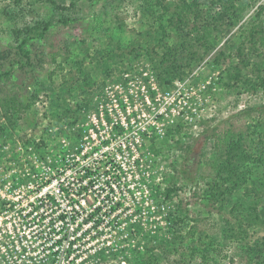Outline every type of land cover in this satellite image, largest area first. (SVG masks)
I'll return each instance as SVG.
<instances>
[{
	"label": "rangeland",
	"instance_id": "obj_1",
	"mask_svg": "<svg viewBox=\"0 0 264 264\" xmlns=\"http://www.w3.org/2000/svg\"><path fill=\"white\" fill-rule=\"evenodd\" d=\"M201 1H206L200 0L201 9H206L207 4L203 6ZM71 3L70 0L65 2L69 8L61 14L47 0H0V73L13 71L8 79L0 80V125L5 129L4 133H0V161H16L18 169L23 173L25 170L18 143L26 145L25 147L33 146L40 152L44 147L38 145L41 144V139L56 143L62 129L67 127V130L69 127V120L63 116L65 108L75 109L82 103L85 96L81 91L82 87L85 88L83 91L92 96L90 104L93 111L99 103L106 102L107 89L122 83L128 86L131 78L134 79L135 85L137 79H153L164 91L174 89L176 83H185L186 86L193 87L192 107L180 118L171 116L169 121L174 122L167 124L169 126L164 134H160L159 129H153L143 147L145 152L151 153L146 164L151 175L148 183H154V187L164 191L169 183L176 179L182 190L173 195L171 202L178 204L182 201L183 207H189L193 219H200L194 240L204 238L208 234L216 239L214 244L217 248L222 247L219 250L220 255L212 254L213 257L205 261L196 258L190 264H252L245 254L242 255L237 244H230L221 236V217L218 211L204 204L203 197L208 183L215 178V156L221 152V148L227 147L223 143L222 147L218 148V139L228 131L235 136L245 133L251 125L262 121L264 117L263 91L249 93L241 86L237 91L229 90L220 83L225 69L238 62L236 52L227 50L233 58L222 59L220 63L214 64L216 54L225 42L237 33L241 24L256 8L246 11L245 20L231 29L221 45L206 55L187 77L177 79L170 85H162L152 63L147 59L146 48L144 51L139 45L145 43L150 27L154 26L143 0H80L70 6ZM262 3L264 0L260 2ZM95 14L103 20L104 28L92 36L89 20ZM62 15L70 19L68 25L59 23ZM42 22H49L52 26L43 39L37 40L35 33L38 24ZM27 29L29 32L25 34ZM26 35L31 37L28 44L32 55L31 65H15L13 69L12 64L20 62L21 53L18 46ZM171 35L173 41L179 40L175 33L171 32ZM191 36L193 38L189 39H194L196 32L191 31ZM88 48L91 55L89 58L85 54L86 51H83ZM112 49L117 61L111 64V75L108 76L104 65L95 68L90 58ZM136 50L140 53L137 59ZM83 60L85 69L83 68L84 73L81 74L77 64ZM60 64L62 68L59 67ZM146 73L148 77L144 76ZM126 75L130 78L127 79ZM85 76L90 83L89 87L81 84ZM24 96L31 99L33 109L21 115L10 111L13 117L20 118L13 122L12 116L6 112L12 108V100L21 102ZM33 121L35 125L31 126L30 122ZM179 126L183 128L181 135L168 138L169 131ZM157 150L159 151L156 152ZM187 152L190 153L192 161L189 166L190 174L199 171L194 184L186 182L181 175ZM153 197L156 198L154 191ZM156 201L158 200L155 199ZM161 201L160 206L156 204L157 210L162 209L159 215L149 212L145 205L142 208L138 201L123 203L121 213H118L116 218L112 216L106 228H101L98 234L94 233L92 236L85 232L79 238L80 252L74 253L71 250L69 254L74 259L72 264H131L137 250L145 252L146 242L143 237L146 233L168 240L166 245L154 241V245L160 244V250L165 248L161 264H183L181 260H188L198 244H194L193 237L188 238L187 242H179L173 237L171 224L167 220V211L172 203L168 202L169 204H163L161 207ZM129 205L132 208L127 212L124 208L130 207ZM227 215L230 214L226 213ZM136 227L143 228L142 236H131ZM184 229L183 235H186L188 226ZM255 236H264V229L258 230ZM138 242H141L140 246ZM81 259L83 260L78 262Z\"/></svg>",
	"mask_w": 264,
	"mask_h": 264
},
{
	"label": "trees",
	"instance_id": "obj_2",
	"mask_svg": "<svg viewBox=\"0 0 264 264\" xmlns=\"http://www.w3.org/2000/svg\"><path fill=\"white\" fill-rule=\"evenodd\" d=\"M47 1L61 14L69 8L65 4L68 0ZM70 1L72 2L70 6H74V3L80 0ZM205 1L201 2H203V6L207 4V7L201 9L200 0H143L146 11L154 21L151 24L154 26L150 27L145 43H139V45L144 51L146 48L147 59L152 63L160 83L170 85L177 79L187 77L204 60L206 55L221 45L231 29L236 28L245 20V12L255 7L254 13L241 24L237 33H234L235 35L233 34L216 54L214 64L220 63L222 59L233 58L231 54L227 53V50H230L231 53L236 52L235 57H238V62L225 69L224 74L221 75L220 83L229 90L237 91L241 86L249 93H257L260 92L259 90L264 92V3L260 4L262 0ZM59 23L68 25L70 19L62 15ZM89 24L92 36L100 33L104 28L103 20L97 14L91 16ZM51 26L49 22L39 23L35 33L36 39H43ZM191 31L196 32L194 39H189L193 38ZM28 32L27 29L25 34ZM171 32L175 33L179 40L173 41ZM28 36L26 35L19 43L18 49L21 58L20 62L12 64L13 69L15 65H31L32 55L28 48L31 37ZM194 40L198 45L193 43ZM152 44L155 46L151 47ZM83 51H86L85 54L88 58L91 56L89 48L83 49ZM136 52L135 59L140 57L139 51L136 50ZM99 55L90 58L92 64L95 65V68L104 65L107 75H111L109 68L112 63L117 61L115 52L112 49L110 52L107 51ZM55 58L53 55V60ZM121 59L123 58L121 57ZM83 61L77 64L81 74L85 69L83 67L85 60ZM59 67L63 66L60 64ZM12 72V70H8L5 73H0V80L8 79ZM83 78L82 86L89 87L87 76ZM82 89L85 88L82 87ZM82 89L81 91L85 93L82 103L78 104L75 109L66 107L64 110L63 116L69 120L67 126L71 128L81 124L92 108L90 104L92 96ZM11 103L12 108L6 114L9 113L12 116L13 122L20 118L13 117L12 111L21 115L23 112L32 111L34 106L27 96H24L21 102L12 100ZM262 108L264 110V107ZM261 120L251 125L245 133L242 132L235 136L231 131H228L218 139V148H221L223 143L227 147L221 148V152L215 156V178L208 183L203 197L204 204L218 211L221 217V236L230 244H237L242 255L245 254L252 264H264V236H255L258 230L264 229V117ZM30 125L34 126L35 122H30ZM182 129L179 126L170 130L168 138L181 135ZM4 132L5 129L0 125V133ZM47 143L44 138L38 145L46 146ZM184 159L182 178L189 184H194L199 176V171L193 175L190 174L189 166L192 161L189 152ZM181 190L176 179H173L164 191L159 187H153L155 199L158 200L156 204L159 205L161 200V207L163 204H169L173 201V195H177ZM161 212L162 209H159L156 214L159 215ZM167 212L169 213L167 220L171 224L173 237L179 242H187L188 238L193 237L194 244H198L192 250L188 260L185 258L181 260L183 264H190L196 258L208 260L213 257L212 254L220 255L221 251L219 250L222 247L215 246L216 239L212 235L206 234L204 238L199 237L198 240H194L199 230L200 219H193L189 207H183L182 201L178 204L172 203ZM226 213L231 216H226ZM186 226L188 229L186 235H183ZM134 235L142 236L143 228H134L131 236ZM143 241L146 242L145 252L137 250L134 253V262L131 264H161L165 256V248L162 247L160 250V244L166 245L168 240L146 233ZM154 241H158L160 244L156 246ZM140 244L141 242H138L139 246Z\"/></svg>",
	"mask_w": 264,
	"mask_h": 264
},
{
	"label": "built area",
	"instance_id": "obj_3",
	"mask_svg": "<svg viewBox=\"0 0 264 264\" xmlns=\"http://www.w3.org/2000/svg\"><path fill=\"white\" fill-rule=\"evenodd\" d=\"M135 83L107 89L106 102L41 152L18 143L23 173L16 161H0V264H72L79 238L106 228L123 203L138 201L156 214L151 153L143 147L153 129L164 134L171 116L192 107L193 87Z\"/></svg>",
	"mask_w": 264,
	"mask_h": 264
}]
</instances>
